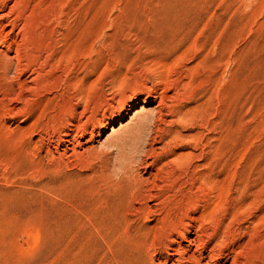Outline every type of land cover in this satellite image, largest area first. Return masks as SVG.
I'll list each match as a JSON object with an SVG mask.
<instances>
[{
	"label": "rangeland",
	"instance_id": "rangeland-1",
	"mask_svg": "<svg viewBox=\"0 0 264 264\" xmlns=\"http://www.w3.org/2000/svg\"><path fill=\"white\" fill-rule=\"evenodd\" d=\"M185 74L188 134L218 139L223 153L198 205L193 189L189 204L168 207L175 218L154 201L151 214H135L122 186L146 168L99 175L117 163L119 147L103 145L109 129L93 139L98 155L87 167L53 168L91 117L101 128L103 112L156 103L160 78ZM168 120L162 129L174 128ZM145 136L160 146L154 131ZM261 201L264 0H0V264H195L187 255L200 257L196 264L234 256L235 264H264V206L254 211ZM197 229L201 256L187 245Z\"/></svg>",
	"mask_w": 264,
	"mask_h": 264
},
{
	"label": "bare ground",
	"instance_id": "bare-ground-1",
	"mask_svg": "<svg viewBox=\"0 0 264 264\" xmlns=\"http://www.w3.org/2000/svg\"><path fill=\"white\" fill-rule=\"evenodd\" d=\"M188 70L189 68L185 67L184 72H189ZM186 76L187 74H185L184 76L182 75V77H179L176 80H170L167 78V76H162L160 78V84L162 85V91L161 92L159 91L160 93H156L157 96H154V97H157L158 99L156 103L153 102V99L149 100L148 98H145L139 106H137V102L133 101L132 104L129 105L127 108L126 107L124 108V106L120 107L118 114H114V112H110L109 116L107 117L106 115H104V112H103L101 115L102 119L100 118L101 123H103L101 128L97 127L98 123L100 122L98 118L97 119L93 118L94 120L93 121L91 119L92 117L90 116L91 121H87L86 123H84L83 127H81V130L78 129L80 130V132L76 129L75 135L72 136V140H67L69 145L65 146L64 149H62L63 152L60 153L58 157L56 158L53 157L51 159L53 168L57 166L67 167L69 165H78L80 167H84V166L87 167V164H89L90 158L98 155V148H96V146L93 145V142H92L93 139L96 138L98 139L96 141L99 142L101 140V138H98L99 135L105 134L104 133L105 130L109 129V133L105 135V138H103L105 140L103 141L104 142L103 145L104 146L117 145L119 147V149H117V152H116L117 163L116 165L115 164L112 165L111 170H109V167H108L109 165L104 164L105 168L101 167V169H99V175H103L104 173L107 176L110 175V171H112L113 167H116V169L118 168L119 172H126L128 171L131 163L135 164L137 162L144 164L145 165L144 167L146 168V169L143 168L144 170H146L144 175L137 174L139 175L138 177L136 178L134 177L133 180L131 179L132 181H130L128 184H125L124 186H122V188L126 187L132 191L133 198H134L133 200H136L137 202V203L134 202V205L132 204L133 206L131 205L133 207V211L135 212V214L137 213L138 216H141L143 214H145V216L148 215L149 210H150L149 202L154 201L156 202L157 205H160L162 207L161 209H163V207H166L165 208L166 210L163 209L164 211L161 213L162 217L173 218L174 216H176V214L171 213V211L168 210V207L170 208V206L172 207L174 205H176L177 207V204L178 206L189 204L187 203V201L188 200L190 201V199L187 193L192 192L193 189H194V200L196 202V203L194 202L193 203L198 205L199 202L201 201L200 192L206 183L211 184V182H208V178L211 175L213 168L223 158V153L220 149L219 142L216 141L218 139L214 141H211L213 140L211 139L208 142H203L202 140L196 139V134H188L189 129H191L192 125H194L193 124L194 109L186 108L181 103L182 102L181 99L183 98L182 97L183 95H181V93L185 91V87L187 86V83L184 81V77ZM169 91H172L171 96L166 95V93H168ZM152 104L154 106H152ZM131 110L132 112L130 115H128V119L124 121L123 118ZM83 113L85 112H82L81 114ZM104 117L108 119L107 122L106 121L104 122L103 120ZM166 117H170V120L168 121L171 122V123L169 122L170 125L172 126L175 125L174 128L164 130L162 129L163 127L162 128L160 127V125L165 122ZM116 123L118 124L117 128H115ZM88 124H90V127H91L89 131V137L86 138L85 142H81V139L87 133L86 127L88 126ZM149 130L154 131V134H156V137L157 135L159 136V139L157 140V142L160 146L156 147L153 145L154 141L156 143L155 138H152L153 143H150L149 139L147 141H143L144 136L147 135L149 132H151ZM64 135H68V133L65 132L62 136ZM60 141H62L61 137L57 139V142H58L57 146ZM87 144H90V145L85 146ZM101 145H102V141H101ZM77 149H81V151ZM140 163H138V166L140 165ZM138 166L136 168H138ZM256 182L257 181L254 180L252 185L255 186ZM113 187H117L116 184ZM130 190H129V194H131ZM263 206H264V202L261 201V203L257 207H255L256 208L254 210L255 213L256 211L261 210ZM174 209L172 207L171 210H173L172 212L176 213L177 211H174ZM183 209L185 208L182 207L181 210ZM179 213H182V212H179ZM255 213L252 215V217H255ZM263 218H264L263 216L258 217L257 222L259 221L262 222ZM195 221L197 222L196 219ZM251 223H253L254 225L256 222L252 221ZM256 226L254 227L256 228ZM187 227H189V225H187ZM184 231H188V230L185 228ZM200 236H201L200 229H197L195 233V237L189 240V244L187 245H193L195 247V252L198 253L197 255L201 256L203 250L205 249L206 243L201 242L202 239L200 238ZM213 238L215 237L213 236ZM215 246H216V243H215ZM185 251L186 250L181 251L178 257L184 260ZM213 255H214V252H213ZM199 258L200 257H195L194 255L189 256V257L187 255L186 257L187 262H191V263L195 262V264L196 262L200 261ZM179 260L180 259H178V261ZM237 260H238L237 257L234 256L230 264H235Z\"/></svg>",
	"mask_w": 264,
	"mask_h": 264
}]
</instances>
